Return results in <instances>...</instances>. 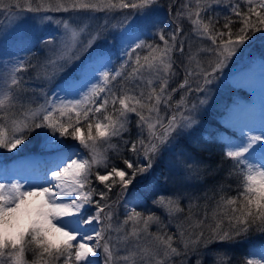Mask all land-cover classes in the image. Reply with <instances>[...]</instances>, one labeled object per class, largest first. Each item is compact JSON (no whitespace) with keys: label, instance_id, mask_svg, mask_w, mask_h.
Here are the masks:
<instances>
[{"label":"snow or ice","instance_id":"6c2138e0","mask_svg":"<svg viewBox=\"0 0 264 264\" xmlns=\"http://www.w3.org/2000/svg\"><path fill=\"white\" fill-rule=\"evenodd\" d=\"M159 5L160 0H0V30L26 14L64 30L59 40L36 38L46 53L43 63L18 61L0 74V150L15 152L35 133L51 154L39 182H0V264H98V257L103 264H206L210 254L214 264H230L213 245L264 232V121L259 134L241 130L225 145L224 159L231 163L204 191V204L187 187L161 194L152 203L165 223L125 199L137 176L192 135L209 86L229 62L250 41L264 43V0H168L167 24L156 18ZM53 13L86 14L88 20L103 14V23L90 31L87 24L76 28L69 19L54 20ZM110 28L118 29L115 39L126 57L118 67L102 62L101 52L100 61L82 64L80 76L65 83L64 97L41 91V103L35 89L28 95L24 73L35 71L36 80L50 81ZM109 150L135 159L122 157L118 167ZM180 154L189 178L203 182L222 169L197 161L186 149ZM235 177L233 195L228 181ZM261 257L244 264H264V250Z\"/></svg>","mask_w":264,"mask_h":264},{"label":"trees","instance_id":"16d2710c","mask_svg":"<svg viewBox=\"0 0 264 264\" xmlns=\"http://www.w3.org/2000/svg\"><path fill=\"white\" fill-rule=\"evenodd\" d=\"M162 9L161 12L163 16H166L168 12V0H163L161 3ZM65 19H69V21L73 20L71 17V13H57ZM32 15V14H27ZM98 19L92 21L90 24L88 19L86 18V14H81L78 20L74 19V22H78L80 24H87L88 30H93L94 27L99 23H103V14H96ZM97 22L94 26V22ZM116 22L115 19H112L110 22ZM1 32V31H0ZM114 35H118V29H116V34L113 29H109L104 32L100 39L96 42L98 43L100 40H104L105 42L111 41ZM37 37H31V39L17 38L16 41H9L5 48V43L2 41L0 43V59L1 61H8L9 59L15 65L18 61L30 62L31 64H40L45 60V51L43 50V45L37 42ZM31 41L30 43L28 41ZM104 42V43H105ZM96 43V44H97ZM95 44V45H96ZM88 52L90 49L80 53V58L78 60H73L64 68L58 69L55 72L54 77L47 82L36 80L35 71H30L28 73H24V78L27 81L26 87L29 89L28 95H32V90L35 89L36 95L39 97V102L43 100V96L41 95V91L47 92L54 86L58 81H62L71 77L75 71L80 66V63L84 61V59L88 56ZM118 58V57H116ZM117 63H115L114 68L118 67L120 62L116 59ZM178 98V96H177ZM225 99V97H223ZM230 99L226 101H222V103L208 109L204 114L200 116L201 126H198L193 131L190 137H187L185 143L177 148L173 152L165 153L162 159H159L154 164L151 174L146 178L143 184L136 185L141 179L144 178V175L137 176L133 183L130 185V191L138 192L141 191L138 196L125 198L129 201L130 205H138V210L145 212H155L158 215H161L162 219L164 217L161 209L154 207L152 201L157 199L159 195L163 193L161 187L165 184V182H169L172 179L177 183V188L183 189L187 187L190 191H195L202 196V199L198 201L199 204H204L205 200L203 199V193L208 187V185L213 184L216 180L221 179L227 172L230 161L224 159V150L220 143H218V135L220 130L222 129L218 123L219 117L226 111L225 108L228 106V102ZM136 129L133 125L132 128V138H135ZM206 134V136H205ZM35 133L29 138L27 142H29L32 147L30 150H36L37 146L33 144H39L41 139L37 138L35 141L32 139L35 137ZM126 138H128L126 136ZM182 149H186L187 152L194 157L197 161H202L203 164L211 165L213 168H216L218 165H222L221 171L215 177H209L207 180L201 182L195 177L189 178V170L186 168L184 164V157L180 154ZM114 151H110V157L112 162L115 163L118 167H123L122 157H128L134 159L132 154L127 151H121L119 154ZM160 170V176L156 178L155 171ZM169 172L167 175L166 173ZM141 177V178H140ZM239 177L232 178L228 181L229 184L232 185L231 194H235V188ZM183 181V183H181ZM100 187V186H99ZM170 194H172L170 192ZM209 195H212L209 193ZM115 198V197H114ZM218 198V197H217ZM187 201H183V204H186ZM212 200L208 201L209 208L211 209L213 205ZM123 208H121V213H123ZM166 217V216H165ZM123 216L121 215V219ZM155 226H153V229ZM264 237V232H257L252 230L247 236L238 238L236 242L230 245H225L226 249L229 250L230 247H234L235 252L239 254V261H245V256L248 254V244L249 241L256 240L261 241ZM214 246V245H213ZM212 246V247H213ZM237 247V248H236ZM229 254V252H227ZM209 255L205 257V261H209L211 258ZM26 258L31 260V253L26 254ZM236 259V258H235ZM235 259L232 257L231 260ZM212 260V259H211ZM230 260V264H231ZM237 260V259H236ZM210 262V261H209ZM208 264V263H207Z\"/></svg>","mask_w":264,"mask_h":264},{"label":"rangeland","instance_id":"374dc122","mask_svg":"<svg viewBox=\"0 0 264 264\" xmlns=\"http://www.w3.org/2000/svg\"><path fill=\"white\" fill-rule=\"evenodd\" d=\"M163 0H160V3ZM162 6L161 4L156 7L155 13L157 14V19H163L164 23H169L171 17L169 15V12H167L166 16H163L161 12ZM27 15V14H26ZM53 15L54 20L55 19H65L62 16L58 15L57 13L51 14ZM79 16L81 14H72L70 19L73 20L69 21L73 27L79 28L83 27L84 24H80L78 22H74L75 20L79 19ZM27 19H24L22 21H17L13 24H9L7 21L4 22V27L2 30H0V43L2 41L5 43V48L7 47V43L11 40L16 41L17 38L21 37L24 39H31V37H55L57 40H59L64 35V30L62 27L56 25L54 22H48V21H42L40 19H31V15H27ZM2 19V18H0ZM94 20H88L89 24ZM96 21L94 22V26L96 25ZM110 23H114L113 21ZM116 23V22H115ZM96 27H94L93 30H95ZM116 34V29H113ZM117 35H114L111 41L105 42L104 40H100L96 45L93 46L92 49H90V52H88V56L80 63V66L88 65L90 63H95L97 61H100L101 58L98 56L99 53L103 52L105 53V56L102 59V62L108 63L110 62V66L114 68L115 63H117L116 59L119 60L121 63L126 57L123 54L122 47L118 46V42L115 39ZM105 42V43H104ZM118 57V58H116ZM13 62L9 59L8 61H1L0 59V74L6 73L11 70L13 67ZM80 66L76 70L75 76H80ZM248 78L245 83H238L237 78ZM74 78H70L66 81L61 82L56 87H52L51 90H48L47 93L50 96H60L64 97L66 93L62 90L65 87L66 82H73ZM47 82V81H44ZM78 84V81H75ZM264 85V43L256 42L252 43L249 42L248 45H246L240 53L237 54L236 57H234L228 64V67L224 69V71L219 74L216 81L213 85L209 86L210 90L208 92V102L206 105H204L199 113V116L204 114L208 109L217 106L218 104L222 103V101H226L227 99H230V101L227 103L228 106L225 108L226 116L235 115L238 116L241 114V111H246L247 106H253L254 100L252 99V96L246 92V89L250 91L251 88H260ZM225 97V99H223ZM68 98H72L71 96H68ZM43 100H41V103ZM195 102V101H193ZM234 116V117H235ZM133 120H135V117H132ZM238 119V117H236ZM225 118H222L221 121L223 123V126H231L229 123L226 122ZM264 118L262 117H256L255 121H263ZM202 123L200 122L198 126H201ZM197 126V127H198ZM241 134L238 132H232L230 130L229 134L222 135V139L225 144H228L231 141H236ZM34 141L37 139V137L32 138ZM39 141V144H33L38 145L37 147L40 148V150H43L44 147H42L43 144V138ZM115 142V141H114ZM68 144H74L73 141H66ZM32 145L26 141L24 145H21L19 149H17L15 152L9 153L5 150H0V153L4 155L3 158L0 159V182L7 183L10 181V175L6 173V168H8L6 162L9 158H12L16 154L25 153L30 149ZM225 150V148H224ZM113 151V150H109ZM224 152V151H223ZM115 153V152H113ZM111 154V153H110ZM109 154V155H110ZM135 159V157H134ZM258 164L259 161H256ZM13 164H17V160H13ZM5 166V169H4ZM152 170V169H151ZM151 170L146 173L145 175H150ZM160 170L155 171L156 178L160 176ZM167 175L169 172L166 173ZM144 175L143 179H146ZM141 178V177H140ZM143 184V183H140ZM177 183L174 181V179L171 178V180L168 182H165V184L161 187L163 191V195H170V192L173 193L174 190L180 189L177 188ZM102 187V186H100ZM130 188V186H129ZM141 191L138 192H132L130 189H128L127 193L125 194V198L134 197L135 195L138 196V194ZM187 203V202H186ZM212 207H214V202ZM164 215V214H163ZM165 223H167V217H163ZM155 231V229L153 230ZM172 231H175L173 228ZM248 244V254L245 256V259L254 258V259H261V250H264V237L261 241L253 240L249 241ZM237 248V247H236ZM213 249H220L223 250L226 253V256L228 258L233 257L235 259L231 260V264H244V261H239V254L234 253L235 249L234 247H230L229 250L226 249L225 245H214ZM229 252V254L227 253ZM210 257V255H209ZM212 259V260H211ZM98 264H103L102 257H98ZM210 261V262H209ZM206 260V264H214V256L212 255L210 260Z\"/></svg>","mask_w":264,"mask_h":264},{"label":"bare ground","instance_id":"6f19581e","mask_svg":"<svg viewBox=\"0 0 264 264\" xmlns=\"http://www.w3.org/2000/svg\"><path fill=\"white\" fill-rule=\"evenodd\" d=\"M248 78L243 77V79L237 78L238 83H245ZM79 83V82H78ZM250 91L253 93L254 98L256 100L255 104L249 109H247L248 116L242 117L241 114L238 115L237 121H241L243 128L242 130L247 133L249 129H253L255 133H259V129L261 128L262 121H255L256 117L264 118V85L258 88H251ZM246 118H249L245 120ZM235 120V119H234ZM264 121V120H263ZM238 123V122H234ZM247 131V132H246ZM50 157L42 158V161L38 159L33 160L34 162L29 165H21L25 170L23 171L22 180L25 185L32 181V182H39V178L43 176L45 171L46 165L48 164Z\"/></svg>","mask_w":264,"mask_h":264}]
</instances>
